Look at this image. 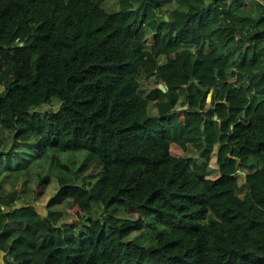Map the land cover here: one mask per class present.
<instances>
[{"label": "trees", "instance_id": "trees-1", "mask_svg": "<svg viewBox=\"0 0 264 264\" xmlns=\"http://www.w3.org/2000/svg\"><path fill=\"white\" fill-rule=\"evenodd\" d=\"M0 251L264 264V0H0Z\"/></svg>", "mask_w": 264, "mask_h": 264}, {"label": "rangeland", "instance_id": "rangeland-1", "mask_svg": "<svg viewBox=\"0 0 264 264\" xmlns=\"http://www.w3.org/2000/svg\"><path fill=\"white\" fill-rule=\"evenodd\" d=\"M35 110H41L43 112L41 113H45L49 114L51 111L48 110L47 106L45 104H41L38 107H35ZM172 151H174V153H178L181 151V148L178 144H172ZM239 182H242V179L239 180ZM47 188V192L49 195L53 194L55 192V190L57 189V183L54 179L51 180V182L49 183V185L46 187ZM46 197H44V195L39 198V201H37L39 204H43L45 203ZM86 217V214L82 213L80 210L76 209L74 210V212H72L71 214H66L63 215L60 218V221H70L72 223H75L77 220L79 219H84ZM91 220H97L94 216H90Z\"/></svg>", "mask_w": 264, "mask_h": 264}, {"label": "crops", "instance_id": "crops-1", "mask_svg": "<svg viewBox=\"0 0 264 264\" xmlns=\"http://www.w3.org/2000/svg\"><path fill=\"white\" fill-rule=\"evenodd\" d=\"M36 204H39L38 202H36ZM0 264H5L3 261V253L0 251Z\"/></svg>", "mask_w": 264, "mask_h": 264}, {"label": "water", "instance_id": "water-1", "mask_svg": "<svg viewBox=\"0 0 264 264\" xmlns=\"http://www.w3.org/2000/svg\"><path fill=\"white\" fill-rule=\"evenodd\" d=\"M165 17H167V16H165ZM20 43H21V42H20ZM162 89L165 90V87H162ZM215 117H216V115H215Z\"/></svg>", "mask_w": 264, "mask_h": 264}]
</instances>
